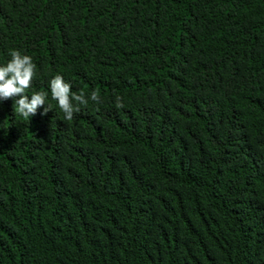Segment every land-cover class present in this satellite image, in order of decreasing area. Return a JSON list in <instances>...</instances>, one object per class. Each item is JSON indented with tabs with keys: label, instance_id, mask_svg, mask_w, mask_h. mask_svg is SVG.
Listing matches in <instances>:
<instances>
[{
	"label": "trees",
	"instance_id": "obj_1",
	"mask_svg": "<svg viewBox=\"0 0 264 264\" xmlns=\"http://www.w3.org/2000/svg\"><path fill=\"white\" fill-rule=\"evenodd\" d=\"M12 49L53 109L0 101V264H264V0H0Z\"/></svg>",
	"mask_w": 264,
	"mask_h": 264
},
{
	"label": "clouds",
	"instance_id": "obj_2",
	"mask_svg": "<svg viewBox=\"0 0 264 264\" xmlns=\"http://www.w3.org/2000/svg\"><path fill=\"white\" fill-rule=\"evenodd\" d=\"M10 59L6 64L0 65V101L12 99L15 116L25 119L35 116L38 110L43 107L44 113L52 108L47 103L48 93L36 91L28 95V90L32 87V82L37 76V65L33 58L21 51L12 49L9 51ZM51 92V99L56 102L59 110L64 114L63 119L72 121L74 113H79L81 106H87L89 99L84 92L79 94L72 91L71 83L67 82L60 74L55 75L48 82ZM93 102H100L98 90L90 94ZM117 107H123L121 98L117 96ZM47 105V107H45Z\"/></svg>",
	"mask_w": 264,
	"mask_h": 264
}]
</instances>
